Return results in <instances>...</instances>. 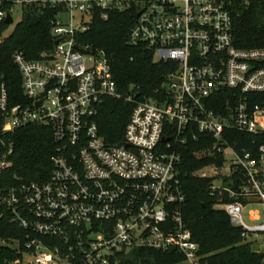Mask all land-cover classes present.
<instances>
[{"label":"built area","instance_id":"2783aa9c","mask_svg":"<svg viewBox=\"0 0 264 264\" xmlns=\"http://www.w3.org/2000/svg\"><path fill=\"white\" fill-rule=\"evenodd\" d=\"M228 3L0 0V34L28 12H51L54 40L37 59L13 52L25 102L0 90V175L13 166L9 133L46 125L56 143L48 178L15 174L0 185V221L16 227L1 240L16 251L8 264H126L148 249L210 264L184 216L182 149L191 139L215 159L192 174L211 179L240 243L264 254V143L254 153L228 142L231 130L264 138V47L235 46ZM124 10L136 15L128 43L173 65L152 95L122 93L104 50L80 40L96 18ZM109 97L132 107L122 143L100 133Z\"/></svg>","mask_w":264,"mask_h":264},{"label":"trees","instance_id":"16d2710c","mask_svg":"<svg viewBox=\"0 0 264 264\" xmlns=\"http://www.w3.org/2000/svg\"><path fill=\"white\" fill-rule=\"evenodd\" d=\"M232 15L235 46L239 48L264 47V0H228ZM106 21L96 18L90 30L80 40L104 50L110 60L113 76L124 93L138 89L141 94H154L165 75L171 70L170 61L155 62L153 52L144 44L128 43L129 31L136 20L133 10L113 12ZM51 12L25 14L0 45V90L7 87L11 103L25 102L22 75L13 59V52L23 51L37 59L39 53L54 45L50 34ZM131 104L113 97L106 99L97 117L100 133L109 143H122L131 112ZM1 128V126H0ZM14 142L13 166L0 175V185L13 181L15 174L24 180L43 181L51 174V157L56 148L52 130L46 125H27L9 133ZM229 144L247 152L257 153L264 138L252 133L231 130ZM203 141L189 140L183 147L182 176L186 200L184 216L200 251L207 254L210 264H264V254L256 253L248 244L240 243V229L233 226L217 200L210 194L211 179L195 177L192 173L215 159L197 153ZM217 160V159H216ZM3 178V181H2ZM16 227L0 221V264H8L16 257L12 246L1 240L13 235ZM126 264H176L181 259L174 251L141 250Z\"/></svg>","mask_w":264,"mask_h":264},{"label":"rangeland","instance_id":"374dc122","mask_svg":"<svg viewBox=\"0 0 264 264\" xmlns=\"http://www.w3.org/2000/svg\"><path fill=\"white\" fill-rule=\"evenodd\" d=\"M15 18L18 19V16L16 15ZM14 27H15V25H14V26H11V27H10L9 29H7V30H4V32H2V33L0 34V39H1L2 41H4L5 39H7V37H9V35H10V33L12 32V30H13ZM16 245H17V244H16Z\"/></svg>","mask_w":264,"mask_h":264},{"label":"water","instance_id":"95a60500","mask_svg":"<svg viewBox=\"0 0 264 264\" xmlns=\"http://www.w3.org/2000/svg\"><path fill=\"white\" fill-rule=\"evenodd\" d=\"M7 18H8V19H7L8 23H13V19H12L10 16H8ZM58 41H60V40H57V42H58Z\"/></svg>","mask_w":264,"mask_h":264}]
</instances>
